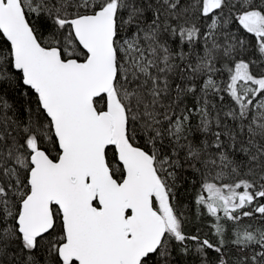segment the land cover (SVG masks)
I'll return each mask as SVG.
<instances>
[{
  "label": "snow or ice",
  "instance_id": "snow-or-ice-1",
  "mask_svg": "<svg viewBox=\"0 0 264 264\" xmlns=\"http://www.w3.org/2000/svg\"><path fill=\"white\" fill-rule=\"evenodd\" d=\"M0 264H264V0H0Z\"/></svg>",
  "mask_w": 264,
  "mask_h": 264
}]
</instances>
